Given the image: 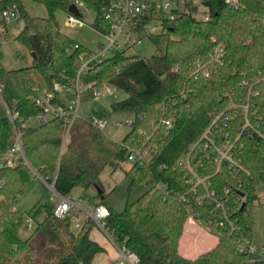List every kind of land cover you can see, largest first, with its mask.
<instances>
[{
    "label": "trees",
    "instance_id": "16d2710c",
    "mask_svg": "<svg viewBox=\"0 0 264 264\" xmlns=\"http://www.w3.org/2000/svg\"><path fill=\"white\" fill-rule=\"evenodd\" d=\"M26 1L43 5L47 16L29 15ZM83 1L95 12L93 28L108 33L110 23L102 13L107 0ZM70 4L71 0H0V13L13 7L23 20L15 40L35 53L29 66L6 68L0 44V264H90L97 253L104 251L90 237L94 227L91 219H85L74 231L70 217L54 216L52 201L39 203L28 213L22 211L19 202L37 179L36 173L48 183L54 181V189L61 196L77 186L84 190L100 187L101 172L106 167L117 169L126 160L129 146L147 148L150 158L131 163L126 172L131 178L128 190L143 182L150 183L151 188L116 212L100 187L103 192L96 193L94 204L108 207L105 225L114 242L134 252L137 264H239L241 254L230 240L198 258L182 256L178 252L182 214L172 204L179 195H185L191 212L200 214V224L221 220L207 202L197 203L187 175L177 163L209 126L212 113L241 99V80L255 79L258 71L264 70V0H237L235 5L208 1V21L196 20L187 12L165 23L168 35L164 52L149 58L114 52L84 75L85 82L105 81L126 93L124 99L110 105L114 112L133 114V126L120 142L76 119L62 149V120L37 126L18 123L29 165L21 161L8 166L4 156L13 143V130L7 108L17 111L23 120L39 111L32 100L39 84L31 70L40 73L44 84L66 82L76 75L78 54L87 50L64 33L55 18L56 10L68 11ZM217 45L223 46L224 58L220 63H208V55ZM198 63L207 68L208 75L201 74ZM256 87L260 91L257 107L264 119V82ZM231 129L230 124L227 130ZM235 155L250 175L222 167L211 176L210 187L216 192L230 188L239 209L231 217H237L240 227L232 240H251L249 207L257 199V187L264 182V145L243 138ZM195 157L203 164L200 173L214 172L212 158L206 152H196ZM239 182L241 190L235 188ZM155 184L165 189L155 188ZM25 214L33 218L35 226L28 237L21 238L18 229Z\"/></svg>",
    "mask_w": 264,
    "mask_h": 264
},
{
    "label": "built area",
    "instance_id": "2783aa9c",
    "mask_svg": "<svg viewBox=\"0 0 264 264\" xmlns=\"http://www.w3.org/2000/svg\"><path fill=\"white\" fill-rule=\"evenodd\" d=\"M211 0H107L102 13L110 23V31L102 32L95 29L106 42L101 43L97 51L89 49L81 51L77 57L76 75L66 82L54 81L51 85L43 84L36 88V94L32 98L34 104L39 108L38 113L23 120L17 111L7 108V114L13 130V143L4 156V161L8 166H15L18 162L29 165L25 158L21 130L18 123L24 126H37L47 123L53 119L62 120L65 126L63 143L67 140L69 130L79 116L80 97L82 93L92 90L95 98L103 93L113 94L117 87L108 83L92 84L85 82L83 76L94 69L103 60L112 56L114 52H124L126 48H131L139 44L146 38L154 36L158 31L161 35H168L166 22L174 20L180 13H191L192 17L200 21H208L211 17L210 7L207 4ZM225 4H237V0H222ZM71 4L79 7H86L83 0H71ZM70 4V5H71ZM87 8V7H86ZM19 19V13L15 8H7L0 13V44H3L8 26ZM151 22L157 25L150 26ZM67 23L69 25H85L82 16L68 11ZM78 48V44L75 45ZM225 55L222 45L215 46L209 53L208 63H220ZM202 75H208V70L204 65L197 64ZM264 82V70L258 71L255 79L243 78L240 86L242 88L241 99L231 101L226 108L214 111L211 115V122L202 132L199 139L190 148L187 156L178 161V167L187 175L190 191L196 195L197 203L207 202V205L214 213H218L221 220H207L200 224L198 217L191 212V205L185 195L177 197V203L183 205L188 214L189 220L199 225L204 231L223 237L227 241H233L237 251L241 254L239 264H264V245H254L251 240L237 238L232 240L233 235L239 232L237 217H231L233 212L239 210L237 201L231 196L229 187L216 192L210 187L211 176L219 172L222 167H227L234 173L250 175L243 166L241 160L236 157L235 152L238 143L243 138L264 145V119L260 115L257 107V97L260 95L256 85ZM109 84L110 86L106 85ZM102 86L101 89L98 87ZM0 100L1 94H0ZM33 122L35 124L33 125ZM86 122L103 132L108 126L107 117L91 116ZM116 127H121L122 122L113 123ZM130 128L133 120L126 123ZM232 125L231 130L228 125ZM196 152H206L214 165L212 174L200 173L198 170L203 166L200 160L195 157ZM150 158V151L147 148L129 146L127 148L126 160L132 162H145ZM37 177L58 196L60 201L55 203L54 216L57 218L70 217L71 227L79 229L85 219H91L110 238L112 243L118 248L119 255L116 261L111 264H137L138 256L128 250L125 246L116 244L112 235L105 225L109 209L105 204L98 203L89 206V200L85 197L73 198L71 196H61L54 189V181L48 183L46 178L36 173ZM241 183L235 187L241 190ZM155 188L165 189L161 184H155ZM166 193H169L165 190ZM245 197L240 200L244 201ZM15 209V208H13ZM28 229H33L35 222L33 218L25 214ZM23 218V219H24ZM109 232V233H108Z\"/></svg>",
    "mask_w": 264,
    "mask_h": 264
},
{
    "label": "rangeland",
    "instance_id": "374dc122",
    "mask_svg": "<svg viewBox=\"0 0 264 264\" xmlns=\"http://www.w3.org/2000/svg\"><path fill=\"white\" fill-rule=\"evenodd\" d=\"M25 9L31 16H47V10L45 9V7L33 1H26ZM77 10L79 15L82 16V19L85 21L84 26H80L79 24L69 25L67 23L68 11L58 9L54 12V15L59 24V27L64 33L69 35L75 41L84 45L87 49L91 51H97L99 45L101 43H105L106 40L93 28L95 12L93 11V9L86 7H79ZM154 25H157V23H150V26ZM22 26V19H18L12 22L8 27V31L5 35L3 44L1 45V49L3 51V64L6 68L26 67L32 63L30 52L27 50V48L21 45L20 42L15 40V36L22 28ZM166 44L167 36L161 35L160 33H158V31H156L153 37L146 38L142 42L136 44L131 48H126L125 54H138L144 58H149L154 54L164 52L166 49ZM31 75L39 85L44 84V80L39 72L31 70ZM106 85L110 86L109 84ZM98 88L101 89L102 86L99 85ZM125 97L126 93L122 89L117 88L115 93L113 94L103 93L100 97L95 98L92 94V90L90 89L82 93L80 97L79 116L82 120L85 121L88 120L91 116L107 117V119L109 120V124L104 129L103 134L111 140L120 142L130 130V127L126 123L130 120H133V114L128 111L114 112L111 110L110 105L111 103L120 101ZM116 121L122 122L123 125L121 127H116L113 124ZM34 124L35 122H33V125ZM64 145L65 143L62 142V149ZM130 166L131 162L125 160L115 170L111 167H106L99 176V180L101 183L100 187L102 186V189L105 192L106 201L108 205L116 212H121L128 202L135 201L146 190L151 188L150 183L143 182L139 185L134 186L131 191L128 190L131 178L126 174V172L130 169ZM96 193L97 191L95 187H90L84 190L83 188L77 186L74 187L66 196H71L73 198H77L80 196L85 197L89 200V206L91 207L97 201L95 197ZM256 194L257 199L249 207L253 220L251 229V242L254 245L261 246L264 245V182L257 187ZM50 201H52L53 203H57L60 201V196L56 195L49 188V186L44 183L42 179L37 177L31 188L26 192V194L19 202V207L24 213H28L37 204ZM33 229H28L25 217L18 229V234L21 238H26L32 233ZM72 229L74 231L78 230L73 227ZM200 234V240H198L196 244L198 245L197 248H194V246H192V242H190V238H187L182 239L180 244V251L183 253L187 252V256H190L189 254H192L191 252H194V250L197 251L198 248H200L202 250H205L203 252L205 254L218 248L222 244L227 243V240H225L223 237L216 236L209 232ZM101 236L99 237L100 239H102ZM107 241L112 248L107 249V252L105 253H103L104 251L97 253L90 264H102L108 258L112 259L113 257H116V255L118 256L120 254L118 248L108 237ZM186 248L187 251L184 250ZM192 248H194V250ZM114 259L109 260V262L106 264L114 263Z\"/></svg>",
    "mask_w": 264,
    "mask_h": 264
},
{
    "label": "crops",
    "instance_id": "0c3cea01",
    "mask_svg": "<svg viewBox=\"0 0 264 264\" xmlns=\"http://www.w3.org/2000/svg\"><path fill=\"white\" fill-rule=\"evenodd\" d=\"M7 31H8V28H7ZM80 197H82V196H80ZM172 205H173L174 208H177L178 210H180V212L182 214V227H183V230H182V234H181V238H180V242H179V247H178L179 253L182 256H184L186 258H190V259H195V258L200 257L201 255L204 254L203 252L205 250L204 249L202 250V249L198 248V250L195 251L194 248L198 247V245H196V244H197L198 240H200V235H201L200 233H204L206 231H204L196 223H194V222L189 220V214H188L187 210L181 204L176 202V203H173ZM99 235L100 236L102 235L105 238L101 236L102 239H100ZM105 235L109 238V236L96 224H95V226L92 228V230L90 232L91 239L96 241L100 246L103 247V249H104L103 253L107 252V249L112 248V247H110V244L108 243L107 237ZM188 235H190V236H188ZM187 238H190V242H192V246H194V248H192L194 250V252H191L192 254H189L190 256H187V252L183 253V252L180 251V244H181L182 239H187ZM108 246H109V248H108ZM184 250L187 251V248L184 249ZM117 258H118V256L116 255V257H113L112 259H114L113 261H116ZM112 259L108 258L102 264H106V263L109 262V260H112Z\"/></svg>",
    "mask_w": 264,
    "mask_h": 264
},
{
    "label": "water",
    "instance_id": "95a60500",
    "mask_svg": "<svg viewBox=\"0 0 264 264\" xmlns=\"http://www.w3.org/2000/svg\"><path fill=\"white\" fill-rule=\"evenodd\" d=\"M68 11H70L76 15H79L78 10L76 9L75 5H73V4L69 5ZM30 55L32 58H35L34 52H31ZM94 187L97 191V194H102L103 190L98 185H95ZM241 195H243V193H241Z\"/></svg>",
    "mask_w": 264,
    "mask_h": 264
}]
</instances>
